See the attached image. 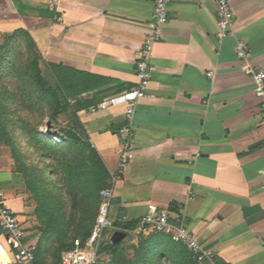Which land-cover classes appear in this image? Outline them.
<instances>
[{
    "label": "crops",
    "instance_id": "obj_1",
    "mask_svg": "<svg viewBox=\"0 0 264 264\" xmlns=\"http://www.w3.org/2000/svg\"><path fill=\"white\" fill-rule=\"evenodd\" d=\"M229 2L234 33L221 39L218 0L170 1L169 21L153 47L148 93L137 106L135 157L114 187L116 227L109 231L144 233L139 224L151 208L169 209L172 223L183 222L213 251L197 264H264V116L254 80L243 70L245 64L264 70V0ZM153 10L154 0H0V35L22 29L33 38L42 67L78 106L111 177L125 111L91 108L137 85ZM239 42L247 44V60L237 55ZM21 175L12 149L0 153V187L24 223V243L37 246L41 264H55L63 254L42 244L32 216L18 214ZM131 221L138 225L127 229Z\"/></svg>",
    "mask_w": 264,
    "mask_h": 264
},
{
    "label": "trees",
    "instance_id": "obj_2",
    "mask_svg": "<svg viewBox=\"0 0 264 264\" xmlns=\"http://www.w3.org/2000/svg\"><path fill=\"white\" fill-rule=\"evenodd\" d=\"M5 36V42L0 45V77L4 71H10V74L21 73L17 67L18 59L28 55V60L25 64L27 65L25 67L26 75L22 74V76H26V79L35 88L31 92L33 96H30L34 99V103L27 104L28 107H32L30 105L35 104L38 106L46 104L54 107L59 106L60 104H58L57 100L58 94L65 100L64 105L73 106L66 95L63 94V91L60 88H55L46 79L40 65V61H43L42 56L29 33L20 29L12 34H5ZM6 68L9 70H5ZM73 107L76 128H70L67 131L66 138L63 142L43 136L38 130L32 133L34 149L31 154L37 158L34 164L30 162V157L15 144L14 140L9 138L7 142L12 149L18 171L25 174L28 178L29 185L33 186V188L35 186V189H38L36 186L39 185L40 189L37 195L43 198L44 196L47 197L55 193L58 199H62L64 204L65 201H69L71 208L77 211L75 213L79 215L87 210L88 214H85V218L83 217V219H80L81 221H78V225L83 222H86L88 225L93 220L95 222L101 201L100 192L102 189L111 185V173L101 154L89 140L86 129L78 114V106ZM64 109H67V107H64ZM0 120H2L1 117ZM51 176L56 178L51 180ZM82 196L86 197L89 201L87 209L83 208ZM50 209L48 208V211ZM65 209L62 207L64 212ZM61 211L59 214L57 212L55 217L62 216ZM137 225V221H131L125 227L127 229H134ZM61 227V225H55L54 228L50 226L49 230L40 228L42 233L44 232L42 244L47 246L54 245L50 242V239H52L51 236L53 235L55 238L62 239L61 236L66 230ZM71 232L72 230H69V237H72ZM80 232L81 230H76L77 237ZM153 233L152 236L141 244L148 248L145 254L146 263L153 260L163 262V259H168L171 264H197L198 261L195 255L187 246L172 241L167 235L157 232ZM89 234L87 235L86 233V239ZM102 246H100L99 255L103 249L106 251L110 249V246L107 248H103ZM56 249H58L60 254L62 251H67L64 245L63 247L59 245ZM98 261L96 264H100ZM109 264L118 263L112 262Z\"/></svg>",
    "mask_w": 264,
    "mask_h": 264
},
{
    "label": "built area",
    "instance_id": "obj_3",
    "mask_svg": "<svg viewBox=\"0 0 264 264\" xmlns=\"http://www.w3.org/2000/svg\"><path fill=\"white\" fill-rule=\"evenodd\" d=\"M59 2V0H55ZM171 0H154L153 14L148 23L151 32L144 38L143 46L136 63L137 85L114 96L103 99L99 104L91 108V112L108 111L117 107H123L125 111L124 124L119 129L120 150L117 171L111 177V185L101 190L100 205L97 217L93 224L88 239L83 243L76 240L72 249L65 251L61 259L55 264H96L99 259L101 243L109 230L116 227L111 218L114 187L122 177L126 166L135 157L134 139L136 130V112L138 103L144 98L152 80L151 57L154 44L158 38V32L169 21V3ZM54 6V4H52ZM218 25L219 37L228 38L233 35L235 27V14L229 0H218ZM247 44L239 42L236 52L239 58L247 60ZM243 70L251 75L254 80V92L261 99L260 109L264 116V70L245 64ZM211 76L212 74L209 73ZM264 124V121H263ZM0 255L6 254L7 260L0 259V264H40L37 261L36 245L25 244L27 230L17 213L8 206L7 197L0 187ZM139 230L157 232L170 237L176 243L187 246L195 255L198 262L212 259L214 253L202 247L197 236L193 234L183 223H172L169 209L157 207L151 210L141 219Z\"/></svg>",
    "mask_w": 264,
    "mask_h": 264
},
{
    "label": "rangeland",
    "instance_id": "obj_4",
    "mask_svg": "<svg viewBox=\"0 0 264 264\" xmlns=\"http://www.w3.org/2000/svg\"><path fill=\"white\" fill-rule=\"evenodd\" d=\"M5 38L6 36L4 34L0 35V45L5 42ZM27 60L28 55L18 59L17 67L21 73L10 74V71H4L0 77V117L2 118V120H0V153H10L11 147L7 142L10 138L15 141V144L19 146L28 157H30V162L34 164V162L37 161V158L31 154L34 149V145L32 144L34 143L32 141V133L34 131L38 130L43 136L63 142L66 138L67 131L70 128L75 129L76 123L73 117L74 107L64 105L65 100L60 94H58L57 98L58 104H60L59 106L54 107L49 104L38 106L35 104L30 105L32 107H28L27 104L34 103V99L30 96H33L31 92L35 88L32 86L31 82L26 79V76H22V74L26 75L25 67L27 65L25 64ZM40 65L46 79L53 85V76L51 72H49L47 68L44 69L42 67L43 61H40ZM7 69L8 68L5 70ZM64 107H67V109H64ZM48 133L54 135H49ZM55 178L56 177L51 176V180ZM17 188L18 204L21 205L18 208L19 216H32V219L36 222V226L40 231V228L49 230L50 226L54 228L55 225H61V228L66 230L61 236L62 239L58 237L55 238L54 235L51 236L52 239H50V242L54 244L53 246L55 248H58L59 245L62 247L64 245L65 250H69L74 247L76 240H80L84 243L88 239H86V233L87 235L90 233L94 220L93 222H89L88 225L86 222L78 225V221L83 219L85 214H88L87 210L84 211L83 214L80 213L81 216L76 214L75 212L77 211L71 208V203L65 201L64 204L62 199H58L55 193L40 198V196L37 195L40 189L39 185L36 186L38 189H35V186L33 188V186L29 185L28 178L23 173L19 177ZM82 200L83 208L87 209L89 206L88 199L82 196ZM22 203H24V208L22 207ZM62 207H64V209L67 207L65 212L62 210ZM48 208L52 210L50 209V211H48ZM26 210H30L31 213H26ZM60 211L62 212V216L55 217V214L57 212L59 214ZM77 229L82 232L79 233L78 237L76 236ZM69 230H72V237H69ZM153 234V232L121 234L116 233L115 230L108 231L106 233L107 236L105 235L102 241V247L107 248L110 246V249L107 251L103 249L101 251V258L98 262L103 264L107 260L112 259L111 263L145 264V254L148 248L141 244ZM108 236L115 237L114 244H111ZM146 264L171 263L168 259H163V262L153 260Z\"/></svg>",
    "mask_w": 264,
    "mask_h": 264
},
{
    "label": "bare ground",
    "instance_id": "obj_5",
    "mask_svg": "<svg viewBox=\"0 0 264 264\" xmlns=\"http://www.w3.org/2000/svg\"><path fill=\"white\" fill-rule=\"evenodd\" d=\"M49 135H54V134H51V133H48ZM0 259H4V260H7L8 259V256L6 254H2L0 255Z\"/></svg>",
    "mask_w": 264,
    "mask_h": 264
}]
</instances>
